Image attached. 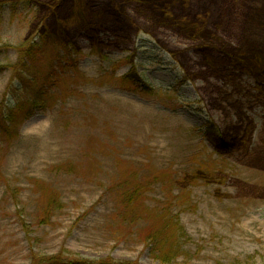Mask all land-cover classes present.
I'll return each instance as SVG.
<instances>
[{"label":"rangeland","instance_id":"374dc122","mask_svg":"<svg viewBox=\"0 0 264 264\" xmlns=\"http://www.w3.org/2000/svg\"><path fill=\"white\" fill-rule=\"evenodd\" d=\"M41 36L33 84L75 66L0 131V264H264V0H0V104Z\"/></svg>","mask_w":264,"mask_h":264},{"label":"trees","instance_id":"16d2710c","mask_svg":"<svg viewBox=\"0 0 264 264\" xmlns=\"http://www.w3.org/2000/svg\"><path fill=\"white\" fill-rule=\"evenodd\" d=\"M32 43L26 46H21L19 48L20 60L19 62L12 66L14 77L7 89V96L12 97L13 104L5 105L0 104V131L5 134L8 130L7 125H13L18 120L29 118L33 115L37 108L43 107L47 102L54 98V94L51 93L52 87L57 85L60 80H62V74L68 69H73L75 66V58L72 57L70 52L71 49L67 45H56L60 48L58 50L56 59L49 64V69L46 74L43 75L42 83H35L41 74L43 65L38 63L37 66L31 65V62L35 60L38 56H43L46 52L45 49L49 46L46 39L41 36L39 41L32 39ZM41 61V58H39ZM58 63L56 64L55 62ZM60 66V67H59ZM138 77L135 72H130L123 78L124 82L128 84H134L138 82ZM125 86V85H124ZM29 87H31V95L21 98L23 94H26ZM21 95V96H20ZM128 202H130L128 200ZM177 220V217H174ZM176 225H178L176 223ZM182 228L179 226L170 227V232H167V237L178 238L179 232H182ZM166 233V227L163 230H155L152 234H147L144 236V240L152 245H158L160 243L168 241L164 239L162 233ZM176 258L174 256H161V260L164 263H168L171 258ZM33 264H102L100 262L91 261L87 259L79 258H63L61 255H56L48 258H41L35 261Z\"/></svg>","mask_w":264,"mask_h":264}]
</instances>
